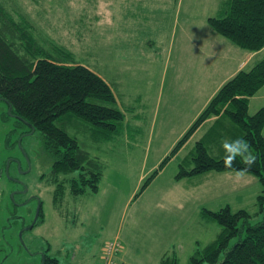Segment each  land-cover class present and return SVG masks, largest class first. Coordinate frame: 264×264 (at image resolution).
I'll list each match as a JSON object with an SVG mask.
<instances>
[{
	"label": "rangeland",
	"instance_id": "1",
	"mask_svg": "<svg viewBox=\"0 0 264 264\" xmlns=\"http://www.w3.org/2000/svg\"><path fill=\"white\" fill-rule=\"evenodd\" d=\"M224 3L0 0L7 11L27 17L40 46L67 50L76 63L98 73L125 116L105 142L96 141L81 121L61 126L98 160L101 180L95 194H67L59 206L52 186L41 178L51 167L41 136L27 135L16 119L5 118L8 107L0 100V264H41L43 253L58 264H99L100 247L115 238L130 264H159L163 254L173 253L178 264H188L196 242L204 246L220 232L202 209L245 210L254 216L251 224L262 218L256 203L262 187L252 175L236 180L235 172H208L175 180L180 164L192 167L190 155L209 123L159 169L215 91L264 57V48L239 49L208 26V18L224 15ZM229 46L239 57L220 60L219 48ZM263 105L264 86L248 114ZM38 207L42 220L29 229Z\"/></svg>",
	"mask_w": 264,
	"mask_h": 264
},
{
	"label": "trees",
	"instance_id": "2",
	"mask_svg": "<svg viewBox=\"0 0 264 264\" xmlns=\"http://www.w3.org/2000/svg\"><path fill=\"white\" fill-rule=\"evenodd\" d=\"M225 1L224 15L208 18V26L237 48L249 52L262 50L264 0ZM32 30L34 27L26 16L9 12L0 5V100L10 107L5 118L16 119L17 124L27 128V135L36 132L41 136L43 153L51 161L48 176L41 178L52 186L53 202L61 206L67 194L75 197L95 194L101 179L98 160L81 149L77 138L61 126L65 121H81L91 127L96 141L105 142L118 133L125 116L110 85L98 73L76 63L67 50L55 46L52 50L43 48L34 39ZM263 86L264 57L220 86L159 165L161 169L207 123L208 130L190 155L192 167L187 169L180 164L175 180L244 168L240 157L236 158L232 169L225 167L226 153L222 147L225 140L243 138L255 157V163L245 174L254 176L261 184L256 203L257 214H262V218L251 224L254 216L245 210L231 212L228 206L218 211L202 209L201 215L215 222L220 232L204 246L196 242L188 264H264V107L248 114L250 98ZM210 150L221 155L215 157ZM73 173L76 175L69 178ZM155 175L156 171L143 182L140 190H144ZM41 217L39 208L32 227ZM235 238L238 240L230 245ZM41 264H58V260L43 253ZM159 264H178V259L174 253L163 254Z\"/></svg>",
	"mask_w": 264,
	"mask_h": 264
},
{
	"label": "clouds",
	"instance_id": "3",
	"mask_svg": "<svg viewBox=\"0 0 264 264\" xmlns=\"http://www.w3.org/2000/svg\"><path fill=\"white\" fill-rule=\"evenodd\" d=\"M222 147L226 153L224 157V165L228 169H232L233 163L237 157H240L241 163L245 165L244 168L236 169L235 179L240 180L244 177L245 173L255 163V157L250 152V145L243 138H237L235 140H225L222 143Z\"/></svg>",
	"mask_w": 264,
	"mask_h": 264
},
{
	"label": "built area",
	"instance_id": "4",
	"mask_svg": "<svg viewBox=\"0 0 264 264\" xmlns=\"http://www.w3.org/2000/svg\"><path fill=\"white\" fill-rule=\"evenodd\" d=\"M121 250L122 245L117 238L107 241L102 247L99 264H119L117 256Z\"/></svg>",
	"mask_w": 264,
	"mask_h": 264
},
{
	"label": "crops",
	"instance_id": "5",
	"mask_svg": "<svg viewBox=\"0 0 264 264\" xmlns=\"http://www.w3.org/2000/svg\"><path fill=\"white\" fill-rule=\"evenodd\" d=\"M214 41H215V39H214ZM228 41V40H227ZM240 49V48H239ZM219 55H220V60H222L224 57L226 58V57H228V59L229 60H231L232 58H233V56H234V59L236 58V57H239V55H240V53L239 52H237L236 50H234V49H232L230 46L229 47H226V49L225 48H219ZM219 55H217L216 57H219ZM244 62H246V59L245 60H243V63H240L239 64V69L243 66V64H244ZM238 69V70H239ZM236 72V71H235ZM225 80V79H224ZM224 80L221 82V84L224 82ZM113 91V90H112ZM260 91V90H259ZM258 91V92H259ZM216 92V91H215ZM257 92V93H258ZM257 95V94H256ZM256 95H254V96H256ZM254 96L253 97H251L250 98V100H249V106H250V103H251V101L254 99ZM264 106V105H263ZM258 110V108L257 109H255V111H257ZM263 135H264V131H263ZM101 180V179H100ZM100 185V181H99V184H98V186ZM99 188V187H98ZM80 197V196H79ZM103 247V246H102ZM102 247H100V250H102ZM117 262L119 263V264H130L129 263V260L126 258V256H125V254L123 253V252H120L119 254H118V256H117Z\"/></svg>",
	"mask_w": 264,
	"mask_h": 264
},
{
	"label": "water",
	"instance_id": "6",
	"mask_svg": "<svg viewBox=\"0 0 264 264\" xmlns=\"http://www.w3.org/2000/svg\"><path fill=\"white\" fill-rule=\"evenodd\" d=\"M9 110H10V107L8 108V113H9ZM32 132H33V129H32ZM19 144V143H18ZM24 192H26V189L24 190ZM38 210H39V207L37 209V214H38ZM37 215L35 216L34 220L36 219ZM32 227V225L29 227V229Z\"/></svg>",
	"mask_w": 264,
	"mask_h": 264
}]
</instances>
